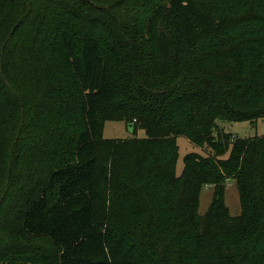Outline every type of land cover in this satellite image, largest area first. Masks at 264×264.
Instances as JSON below:
<instances>
[{"label":"trees","instance_id":"trees-1","mask_svg":"<svg viewBox=\"0 0 264 264\" xmlns=\"http://www.w3.org/2000/svg\"><path fill=\"white\" fill-rule=\"evenodd\" d=\"M263 118L264 0H0V264H264Z\"/></svg>","mask_w":264,"mask_h":264},{"label":"rangeland","instance_id":"rangeland-1","mask_svg":"<svg viewBox=\"0 0 264 264\" xmlns=\"http://www.w3.org/2000/svg\"><path fill=\"white\" fill-rule=\"evenodd\" d=\"M221 129L225 132H231L235 135L239 136L240 138H253L256 136L264 135V118L259 119L256 123H251L249 121L246 122H227V121H220L219 122ZM103 136L106 139H117V140H125L134 136L133 127L127 125L124 121H113L109 120L105 123ZM145 136V131L143 129H139L137 133L138 138H142ZM177 142L179 145V159L177 163V173L181 174L184 168V158L187 154L192 152L202 153L204 155L209 154V149H201V147L197 146L196 144L189 141L184 136L177 137ZM214 198V188L207 186L203 189L201 194V203H200V213L205 214L211 203L213 202ZM226 204L229 207L230 214L232 217L239 216L241 214V205L239 199V193L237 190L236 182L233 179H229L226 182V194H225ZM15 209L14 213L7 216V209L5 212L4 206L0 211L3 212V215L7 221H0V225L3 224L2 229L6 228V224L12 225L16 224L15 220ZM17 215V214H16ZM31 247L35 250H47L51 251L52 246L50 242H48L45 238L40 239H32Z\"/></svg>","mask_w":264,"mask_h":264}]
</instances>
